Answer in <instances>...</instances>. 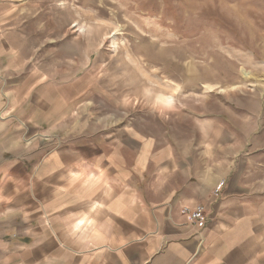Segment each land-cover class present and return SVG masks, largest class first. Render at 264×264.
I'll return each instance as SVG.
<instances>
[{
  "label": "crops",
  "instance_id": "1",
  "mask_svg": "<svg viewBox=\"0 0 264 264\" xmlns=\"http://www.w3.org/2000/svg\"><path fill=\"white\" fill-rule=\"evenodd\" d=\"M2 57L0 264H264V166L232 136L202 150L130 129L78 139ZM197 205L193 224L182 211Z\"/></svg>",
  "mask_w": 264,
  "mask_h": 264
},
{
  "label": "rangeland",
  "instance_id": "2",
  "mask_svg": "<svg viewBox=\"0 0 264 264\" xmlns=\"http://www.w3.org/2000/svg\"><path fill=\"white\" fill-rule=\"evenodd\" d=\"M0 5L7 80L45 85L61 132L173 133L200 150L223 133L264 166V0Z\"/></svg>",
  "mask_w": 264,
  "mask_h": 264
},
{
  "label": "built area",
  "instance_id": "3",
  "mask_svg": "<svg viewBox=\"0 0 264 264\" xmlns=\"http://www.w3.org/2000/svg\"><path fill=\"white\" fill-rule=\"evenodd\" d=\"M223 185L224 183H221L217 187L216 193H219L221 191ZM182 212L187 217V219L193 224L203 223L206 221V211L202 205H197L192 208L184 207Z\"/></svg>",
  "mask_w": 264,
  "mask_h": 264
},
{
  "label": "bare ground",
  "instance_id": "4",
  "mask_svg": "<svg viewBox=\"0 0 264 264\" xmlns=\"http://www.w3.org/2000/svg\"><path fill=\"white\" fill-rule=\"evenodd\" d=\"M169 103H174L173 98L168 99Z\"/></svg>",
  "mask_w": 264,
  "mask_h": 264
}]
</instances>
